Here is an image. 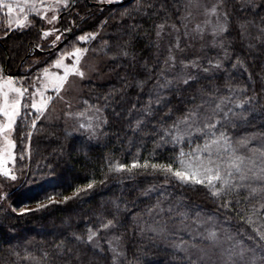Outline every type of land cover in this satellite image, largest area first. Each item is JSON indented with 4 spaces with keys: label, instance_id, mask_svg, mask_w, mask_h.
<instances>
[{
    "label": "snow or ice",
    "instance_id": "6c2138e0",
    "mask_svg": "<svg viewBox=\"0 0 264 264\" xmlns=\"http://www.w3.org/2000/svg\"><path fill=\"white\" fill-rule=\"evenodd\" d=\"M141 6L148 9L154 7L151 2ZM229 6L240 12L238 34L248 49L247 53L235 57L230 54L231 41L225 35L229 33L233 18ZM69 7L70 0H0V13L7 17L8 28L13 25L16 29L36 27L37 19L41 25H51L42 26L38 33L42 38L55 34L50 42L51 47L62 42L64 33L71 32L70 27L55 26L62 22V14ZM158 7L163 10L164 16L162 22L155 26V34L158 40L170 37L165 45L166 56L163 60L158 56L156 64L151 68L144 62L148 76L135 80L139 90V107L137 103H132L128 109L129 114L133 111L137 113L129 127L135 132L147 130L145 134L155 138L158 148L171 145L172 155L166 158V162L145 159L141 163L139 159H134L131 165L116 163L109 167L112 171L129 173L133 169H150L152 174L163 177L164 185L176 181L186 187L200 186L213 200L216 209L212 215L196 212L192 223H184L189 214L176 212L178 202L173 203L168 199L165 195L167 188L151 185L143 189L141 195L148 196L160 191L163 199L158 198L155 204L147 206L141 213H132L127 200H112L111 208L98 212L95 224H89L84 234H72L76 244L69 246L60 241L53 245V252L45 251L39 258L29 253L28 258L35 264H98L96 257L101 256L108 264H124L126 251L123 234L119 229L126 227L127 216H131L132 226L141 233L149 231L156 235L167 232V220L179 216L182 227L175 231L193 234L192 243L181 238L172 245L181 254L183 264H264V130L258 129L240 136L235 133L240 124L251 123L248 116L255 112L264 96L246 85L240 89L244 98L237 99L234 86L228 82L224 87L229 95H221L218 87L211 90L199 88L195 94L188 96L187 101L181 100L180 106L170 101V97L179 94L182 89H190L202 74L212 75L220 71L227 73L225 61H231L232 69L239 67L247 71L246 60L250 55H256L260 60L262 75L258 79L264 90V0H236V3H232V0H214L211 4L207 0H183L180 7L175 4L171 6L173 13L179 14L178 23L173 22L169 15L167 0H161ZM29 13L34 14L35 18L30 20ZM71 23L76 22L73 20ZM251 28L256 29L255 35L250 31ZM97 34L85 33L76 39L87 42ZM4 35H8L7 29ZM206 36L211 37L210 45L220 48L223 55L215 58L199 55L185 58L186 49L193 46V41H204ZM40 46L38 43L35 45ZM117 47L120 50L113 53L114 59L119 55L131 56L135 60L134 53L120 45ZM87 51L86 48L76 46L71 51H62L53 63L57 69H63V74L50 73L48 68L42 69L47 78L43 81V88H36L31 93H28L23 83L17 86L18 78L6 74L4 66L0 65V116L4 118L0 119V135L4 141L0 144V174L4 177L11 181L17 180L14 171L7 167L9 161L15 163L12 150L16 147V141L11 135L17 117L30 119L31 126L35 128L36 121L47 112L53 100V96L46 94L49 88L56 97L65 100L62 93L70 89V77H78L80 80L87 78V72L81 67V60ZM66 57H71L75 62L66 64ZM152 68H155L154 73ZM248 75L251 79L252 73ZM36 80L42 82L39 76ZM150 80L152 83L148 86ZM66 85L69 87L66 88ZM30 86L35 87L32 84ZM250 90L252 94L248 95ZM26 93L31 100L29 107L36 112L32 117L27 112L21 115ZM37 94L39 99H36ZM141 95L144 97L142 100ZM102 99L104 105L91 104L85 111L76 113L71 111V100H65L69 109L65 113L67 116L84 117L87 111L93 112L88 121L80 124L76 131L86 130L89 136L95 135L96 128L89 121L95 119V114L101 113L105 106L116 101L115 90L104 94ZM84 104L88 105V101H84ZM101 123H106V118ZM151 155L155 156V150ZM95 183L92 180L84 188H77L76 192L91 189ZM11 195L0 192V198L7 199ZM44 198L51 202V197ZM31 199L38 204L37 210L47 206L38 197ZM64 199L68 200L69 197L65 196ZM19 211L24 214L30 210L22 207ZM145 216L152 223L144 219ZM234 219L241 222L235 231L223 227L224 223L230 224ZM11 254L18 258L13 264H21L20 253L13 249Z\"/></svg>",
    "mask_w": 264,
    "mask_h": 264
},
{
    "label": "trees",
    "instance_id": "16d2710c",
    "mask_svg": "<svg viewBox=\"0 0 264 264\" xmlns=\"http://www.w3.org/2000/svg\"><path fill=\"white\" fill-rule=\"evenodd\" d=\"M90 1L95 0H75L74 8L63 16L62 22H58L57 26H67L72 30V35L63 47L76 41L77 45L88 49L89 54L99 59L100 72L108 77L106 81L95 78L84 82L83 101H88V105H104L102 96L115 90L116 101L103 110L106 117L105 135L102 140L95 142L84 135L67 131L62 122L52 123L40 117L33 128L31 123L25 122L26 119H18L12 137L16 141L13 149L15 163L11 162L12 165L9 166L17 175V180L11 181L0 174V186L4 187L5 192L12 194L10 198H0V264H13V261L18 260L11 254L13 249L20 253L21 264H35L28 258L29 253L39 258L45 251L53 252V245L60 241L69 246L76 244L72 234H84L89 224H95L96 214L102 209L111 208V201L117 198L127 200L132 213H141L147 206L155 204L158 198L163 199L160 191L148 196L141 195L142 190L151 185L167 188L165 195L168 199L173 203L178 202L176 212L189 214L184 223H192L196 212L212 215L216 209L213 200L200 186L186 187L176 181L164 185L163 177L152 174L150 169H133L131 173L110 169V164L131 165L134 159H139L141 163L145 159L166 162V158L172 155L171 145L158 148L155 138L145 134L147 130L135 132L130 128L129 124L137 113L128 112L132 103H137L139 107V90L135 86V80L148 76L144 62L151 68L156 64L158 56L163 60L166 56L165 45L170 37L158 40L155 34V26L162 22L164 16L163 10L158 7L161 0H123L104 6L91 5ZM148 2L154 5L152 9L141 6ZM182 3L183 0H167L168 12L173 22H179V14H174L171 6L175 4L180 7ZM232 3H236V0H232ZM228 10L233 18L229 33L225 35L231 41L230 54L235 57L237 54L247 53L248 49L238 34L240 12L234 11L231 6ZM73 20L75 24L71 23ZM40 26L37 19L36 27L15 30L1 38L0 64L6 68V72L14 71L15 74L11 75L22 76L33 59L47 56V53L34 51L37 43L41 48L46 45L38 35ZM250 31L253 35L256 34L255 28ZM90 32L98 34L90 41H77V37ZM210 40L193 41V46L186 49L185 58L196 55L213 58L222 56V50L212 47ZM117 45L134 53L135 60L131 56L119 55L114 59L113 53L120 50ZM230 63L231 61H225L227 73L220 71L212 75L202 74L190 89H182L179 94L171 96V104L180 106L181 100L187 101L188 96L195 94V90L199 88L211 90L218 87L221 95H229L224 87L228 82L234 86L237 99L244 98L240 89L246 85L264 96L258 79L262 75L261 65L256 55L247 57V71L239 67L232 69ZM152 71L154 73L155 68ZM248 73H252L251 79ZM151 83L150 80L148 86ZM247 94L251 95V90ZM98 96L101 98L97 99ZM142 99L144 97L141 95ZM248 118L251 123L240 124L235 130L237 136L258 129L264 130V100L260 101L255 112L250 113ZM153 150L154 157L151 155ZM92 180L96 183L91 189L76 192L77 188H84ZM45 196L51 197V202ZM65 196L69 199L65 200ZM31 197H38L47 206L37 210L38 204ZM164 206L167 207V203ZM22 207L30 211L20 214ZM125 219L126 227L119 229L123 234L126 251L124 264H183L181 254L172 245L181 238L192 243L193 234L175 231L182 227L179 216L168 219V231L160 235L149 231L141 233L132 226L131 216ZM144 219L152 223L148 217L145 216ZM240 223L234 219L230 224L224 223L223 227L235 231ZM96 259L98 264H108L102 256Z\"/></svg>",
    "mask_w": 264,
    "mask_h": 264
},
{
    "label": "rangeland",
    "instance_id": "374dc122",
    "mask_svg": "<svg viewBox=\"0 0 264 264\" xmlns=\"http://www.w3.org/2000/svg\"><path fill=\"white\" fill-rule=\"evenodd\" d=\"M71 1L72 0H70V5H71ZM95 1L102 2V3H116V2H121L123 0H95ZM207 2L209 4H211L212 2H214V0H207ZM50 14L51 13H49V15ZM34 18H35L34 14L29 13V19L32 20ZM199 19H203V17H199ZM57 25H58V23H56V25H55L58 28ZM42 26L43 27H51V25H46V26L41 25L40 27H42ZM29 28H31V27L16 29L14 25L11 28H8L7 17L5 15H3L2 13H0V37H4V38L6 37L4 35L5 29L8 30V34H9L15 30H24V29H29ZM68 33L69 32L64 33V36L67 35ZM54 35L55 34L50 35L47 38H42L43 42L46 44L44 47H48V49L54 48V47L50 46V42L54 38ZM63 38L64 37H62L61 39L63 40ZM66 38H68V35L66 36ZM205 39H211V37L206 36ZM196 41H199V40H196ZM73 46L81 47V46L76 44V41H74V42L72 41V43H68L64 47L62 46L61 48H59L55 52L52 51L53 53L47 52V56H44L41 59L40 58L33 59L31 65L28 68H25V70H24L25 74L24 75H22V76L12 75V76L18 78L17 86H19L20 83H23L24 87L28 88V93L35 92L36 88H43V81H45L47 79L43 75L42 69H44V68H48L50 73L59 72L60 74H63V69H57L54 66L53 62L57 57L60 56L62 51H65V50L71 51L73 49ZM38 48L42 49V50H48V49H43L41 47H38ZM42 53H44V52H42ZM49 54H50V56H49ZM64 62L66 64L71 65L75 61L71 57H66ZM0 65H2V64H0ZM81 67L87 72V74H88L87 78L84 80H80V78H78V77H70V89L68 91H65L62 93L65 96V100H71V103H72L71 111L73 113L85 111V109H87L89 107V105L84 104V101L82 99L83 83L84 82L93 80L95 78H97L99 81H106L108 79L107 75L102 74L100 72L99 59L93 57L91 54L88 53V51L83 56V58L81 60ZM32 69H34V70L30 71ZM5 72H6V68H5ZM6 74H15V73H14V71H9V73L6 72ZM37 76H39L41 78L42 82H37V80H36ZM30 84L35 85V87H31ZM68 87L69 86L66 85V88H68ZM28 93L25 94V97L22 101L21 113L23 114V112L25 111V112H27L29 117H32V116L36 115V112L34 109H31L29 107L31 100H30ZM46 94L53 96V100L50 103L47 112L41 117L45 118L46 120H49V122H52V123L62 122V124L67 129V131L75 133V134H79V135L80 134L84 135V136H86V138H88L91 141L96 142V141H100L103 139V137L105 135V127H106V123H101V120L106 118L103 111L101 113H96L95 114L96 118L89 121L96 128L95 135L89 136L87 134L86 130L78 132L75 129H77L80 124L84 123L85 121H88V117L93 115V112L91 110L87 111L84 117L67 116L65 113L68 112L69 109L66 107L65 100H60L58 97H56V95L54 94V92L52 91L51 88H49L47 90ZM36 99H39L38 94L36 96ZM19 118L20 117H17L16 123L18 122ZM0 119H4V118L2 116H0ZM30 121H31L30 119L25 120V122H27V123H31ZM78 121H79V123H78ZM15 126H16V124L14 125V128H15ZM12 137H13V133L11 135V138ZM3 143H4L3 136L0 135V144H3ZM11 165H12L11 161H9L7 164V167H9ZM0 187H1L2 192H5L4 187H2V186H0Z\"/></svg>",
    "mask_w": 264,
    "mask_h": 264
},
{
    "label": "water",
    "instance_id": "95a60500",
    "mask_svg": "<svg viewBox=\"0 0 264 264\" xmlns=\"http://www.w3.org/2000/svg\"><path fill=\"white\" fill-rule=\"evenodd\" d=\"M89 3H90L91 5L104 6V5H114V4H117L118 2H116V3H102V2H97V1H90ZM74 6H75V0H72L69 9L65 10V12H64L62 15H64V14H66L67 12L71 11V10L74 8ZM71 35H72V32H69V33H68V38H69ZM1 38H2V37H0V41H1ZM68 38L63 39L62 42L59 43L57 46H55L54 48L48 49V50H42V49H39L38 47H35V46H34V51H40V52L47 53V52H52V51L58 50L59 48H61V47L64 45V43L67 41ZM6 52H7V50H6ZM7 55H9L8 52H7ZM8 60H9V56H8Z\"/></svg>",
    "mask_w": 264,
    "mask_h": 264
}]
</instances>
